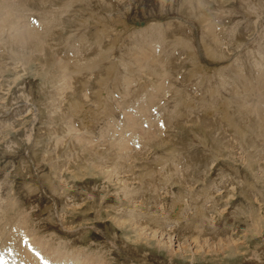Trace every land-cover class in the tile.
Returning <instances> with one entry per match:
<instances>
[{"label": "rangeland", "instance_id": "rangeland-1", "mask_svg": "<svg viewBox=\"0 0 264 264\" xmlns=\"http://www.w3.org/2000/svg\"><path fill=\"white\" fill-rule=\"evenodd\" d=\"M14 1L38 36L0 29L1 264H264V0Z\"/></svg>", "mask_w": 264, "mask_h": 264}, {"label": "bare ground", "instance_id": "bare-ground-1", "mask_svg": "<svg viewBox=\"0 0 264 264\" xmlns=\"http://www.w3.org/2000/svg\"><path fill=\"white\" fill-rule=\"evenodd\" d=\"M19 3V2H18ZM18 3H16L14 0H0V4H1V8H0V10H1V12H0V29H2L3 27H5V29H6V32H7V29H8V31H10L11 32V34H12V37H13V39H14V42L16 41V44L19 42V43H21L22 41H21V38L24 36V35H26L27 34V32H26V34H24L23 33V31H21V30H23V28L24 27H27V25L26 26H24L26 23H25V21L22 19V20H20V18L21 17H18V16H15V12L16 11H18L17 9H16V7H18L19 8V6H17V5H19ZM23 3V2H22ZM164 3V2H163ZM41 4V3H40ZM20 6H22L21 4H20ZM24 6V5H23ZM72 6V5H71ZM5 7H6V9H5ZM26 7V6H25ZM27 8V7H26ZM20 9H22V8H20ZM25 11H28V9H26ZM19 12L21 13V12H23V11H20L19 10ZM56 12V11H55ZM18 13V12H17ZM16 13V14H17ZM20 13H18V14H20ZM66 13V12H65ZM68 13V12H67ZM72 13V12H71ZM22 15H23V13H21ZM29 15H30V13H29ZM32 15V14H31ZM69 15V14H68ZM24 16V15H23ZM22 16V17H23ZM25 17H27V16H25ZM24 19H26V18H24ZM29 20V19H28ZM22 22H24L23 24H22ZM31 24V23H30ZM163 25V24H162ZM34 27V26H33ZM61 28V27H60ZM4 30V29H3ZM26 30V29H25ZM30 30H28V32H29ZM3 32V31H2ZM5 32V34H7ZM42 32V31H41ZM0 34H2V33H0ZM24 34V35H23ZM165 34V33H164ZM4 35V34H3ZM3 35L1 36V40L4 38L3 37ZM23 35V36H22ZM28 37H26L25 36V45H28V47H30V44H27V43H32L33 41H34V38L36 37V36H38V35H36V32L34 31V30H32L31 29V32H29L28 34ZM158 35H160V38H161V33L160 34H158ZM4 36H6V35H4ZM154 36H156V34L154 35ZM153 36V37H154ZM165 36V35H164ZM3 37V38H2ZM152 37V38H153ZM38 38V37H37ZM51 38V37H50ZM5 39V38H4ZM8 39H11V38H9L8 37ZM12 39V40H13ZM4 41V40H3ZM9 41H11V40H9ZM36 41H38L37 39H36ZM52 41V40H51ZM154 41V40H153ZM12 42V41H11ZM1 43V42H0ZM18 43V44H19ZM33 43H35V42H33ZM32 43V44H33ZM56 43V42H55ZM15 44V45H16ZM22 44H23V42H22ZM24 44L23 45H21V48L24 46ZM37 44V43H36ZM163 44V43H162ZM162 44H161V48H163L162 47ZM20 45V44H19ZM18 45V46H19ZM140 45V44H139ZM148 45V44H147ZM150 45V44H149ZM157 45V44H156ZM155 45V46H156ZM181 45V44H180ZM4 47H6L5 45H3ZM10 46H11V44H10ZM46 46V45H45ZM92 46V45H91ZM146 46V45H145ZM164 46V45H163ZM26 47V46H25ZM90 47V46H89ZM88 47V48H89ZM158 47V46H157ZM20 48V47H19ZM24 48V47H23ZM32 48V47H31ZM159 48V47H158ZM172 48V47H171ZM15 49V48H14ZM13 49V50H14ZM147 49H148V47H147ZM147 49H145L146 51H147ZM150 49V48H149ZM169 49V48H168ZM16 50V49H15ZM34 50V49H33ZM99 50H100V48H99ZM151 50V49H150ZM25 51H26V49H25ZM24 51V53H26ZM43 51V50H42ZM141 51V50H140ZM169 51V50H168ZM15 52V51H14ZM17 52V51H16ZM21 52H22V50H21ZM67 52V51H66ZM139 52V51H138ZM150 52V51H149ZM35 53V52H34ZM101 53V52H100ZM142 53H143V51H142ZM147 52H145L144 53V56H145V54H146ZM3 54V53H2ZM21 54V53H20ZM165 54H167V53H165ZM164 54V55H165ZM16 56H18V53L17 54H15ZM74 55V54H73ZM20 56H22V55H20ZM147 56H149V54L147 55ZM153 56V55H152ZM168 56V55H167ZM15 57V56H14ZM26 56L24 55V58H25ZM79 58V57H78ZM142 58H143V56H142ZM149 58V57H148ZM154 58V57H153ZM167 58V57H166ZM17 59V58H16ZM15 59V60H16ZM72 60V62H73V58H71ZM145 59H146V57H145ZM152 59V58H151ZM77 60V59H76ZM25 61V60H24ZM153 61L155 62V60L154 59H152L151 60V62H152V64L153 65H155L154 63H153ZM19 62V61H18ZM23 62V61H22ZM76 62V61H75ZM157 62V61H156ZM155 62V63H156ZM61 63V62H60ZM127 63V62H126ZM125 63V64H126ZM158 63V62H157ZM161 63H162V60H161ZM160 63V64H161ZM7 64V63H6ZM62 64H63V61H62ZM73 64V63H72ZM78 64V63H77ZM128 64V63H127ZM151 64V63H150ZM250 64V63H249ZM10 65V64H9ZM70 65V64H69ZM149 65V64H148ZM162 65V64H161ZM161 65H159L160 67H162ZM165 65V64H164ZM261 65V64H260ZM12 66V65H11ZM158 65H157V67H159ZM69 67V66H68ZM71 68V67H70ZM70 68H67V64H63V67H61V69H62V78H63V76L65 77V76H67L66 74H67V70L69 69V71H70ZM164 68V67H163ZM130 69V68H129ZM4 70V69H3ZM68 71V72H69ZM245 71V70H244ZM262 71V70H261ZM126 72V71H125ZM152 72V71H151ZM159 72V71H158ZM132 73V72H131ZM137 73V72H136ZM142 73H144V71H142ZM262 73H264V72H262ZM79 74V73H78ZM108 74V73H107ZM148 74V73H147ZM61 75V74H60ZM74 75H75V73H74ZM74 75H72V76H74ZM130 75V74H129ZM152 75V74H151ZM242 75H243V73H242ZM70 76V75H69ZM150 76V75H149ZM225 76V75H224ZM243 76H245V75H243ZM146 77V76H145ZM156 77V76H155ZM163 77V76H162ZM153 77L151 76V79H152ZM240 78H241V76H240ZM68 78H66V80H67ZM80 79V78H79ZM149 79H150V77H149ZM158 79V78H157ZM63 80H64V78H63ZM65 80V81H66ZM153 80V79H152ZM159 80H161V79H159ZM159 80H157V81H159ZM164 80V79H163ZM238 80V79H237ZM123 81V80H122ZM135 81H137V80H135ZM138 81L140 82V80L138 79ZM137 81V82H138ZM143 81V80H142ZM245 81V80H244ZM147 82V81H146ZM156 81H155V79L153 80V82L152 83H155ZM255 82V81H254ZM263 82V81H262ZM67 83V82H66ZM131 83V82H130ZM162 83V82H161ZM245 84H246V86L247 85H249L250 86V84H252L253 82L252 81H248V78L246 77V82H244ZM140 84V83H139ZM138 84V85H139ZM160 84V83H159ZM159 84H158V86H159ZM163 84V83H162ZM241 84V83H240ZM259 84H260V82H259ZM164 85V84H163ZM264 85V84H263ZM132 86V85H131ZM235 86V85H234ZM241 86H242V84H241ZM249 86H247V87H249ZM70 87V86H69ZM72 87V86H71ZM143 87V86H142ZM160 87V89L159 90H161V86H159ZM163 87V86H162ZM252 87V86H251ZM250 87V88H251ZM253 87H255L254 86V84H253ZM238 88V87H237ZM249 88V89H250ZM261 88V87H260ZM260 88H258V90L260 89ZM204 89V88H203ZM233 89V88H232ZM247 89V88H246ZM252 89V88H251ZM152 90V89H151ZM158 90V91H159ZM171 90V89H170ZM255 90V89H254ZM254 90H251V91H246V92H248V94L245 92L244 94H247V95H249L251 92H255ZM60 91V90H59ZM140 91V90H139ZM148 91V90H147ZM213 91V90H212ZM138 92V91H137ZM141 92V91H140ZM154 92V91H153ZM162 92V91H161ZM238 92V91H237ZM259 92V91H258ZM136 93V92H135ZM148 93H149V91H148ZM152 93V92H151ZM160 93V92H159ZM166 93V92H165ZM241 93V92H240ZM140 94V93H139ZM154 94H155V92H154ZM208 94V93H207ZM59 95V94H58ZM78 95V94H77ZM114 95V94H113ZM152 95H153V93H152ZM156 95V94H155ZM157 95H159L158 93H157ZM161 95V94H160ZM246 95V96H247ZM126 96V95H125ZM148 96V95H147ZM150 96V95H149ZM163 96V95H162ZM251 96V95H250ZM135 97H136V95H135ZM155 97V96H154ZM158 97V96H157ZM165 97H166V95H165ZM240 97V96H239ZM253 97V96H252ZM255 97V96H254ZM106 98V97H105ZM116 98V97H115ZM128 98V97H127ZM246 98V97H245ZM247 98H248V96H247ZM63 99V98H62ZM73 99V98H72ZM147 98H145V100H146ZM151 99V98H150ZM156 98H154V100H155ZM160 99V98H159ZM203 99V98H202ZM249 99V98H248ZM252 99H254V98H252ZM251 99V100H252ZM258 99H260V98H258ZM90 100H91V98H90ZM107 100H109V102H110V99L109 98H107V99H105V103H106V101ZM122 100V99H121ZM120 99H119V101H121ZM123 100H125V98H123ZM148 101H149V98L147 99ZM153 100V99H152ZM141 101V100H140ZM180 101V100H179ZM121 102H123V101H121ZM147 102V101H146ZM145 102V103H146ZM150 103H151V101H149ZM149 102H147V103H149ZM159 102V101H158ZM191 102V101H190ZM248 102V101H247ZM127 103V102H126ZM250 103V102H249ZM59 104V103H58ZM61 104V103H60ZM117 104V103H116ZM121 104H123V103H121ZM120 104V105H121ZM142 104H144V103H142ZM155 104V103H154ZM92 105V104H91ZM106 105V104H105ZM105 105H104V107H105ZM124 105V104H123ZM140 105V104H139ZM148 105H150V104H148ZM147 105V106H148ZM151 105H153V104H151ZM151 105L150 106H148V107H150L151 108ZM156 105H158V104H156ZM227 105V104H226ZM232 105V104H231ZM116 106V105H115ZM135 106V105H134ZM165 106V105H164ZM91 107V106H90ZM107 107H108V105H107ZM107 107H105L107 110H106V116H108L107 115V113L109 114V115H113L112 113H111V110L109 109V108H107ZM126 107H127V105H126ZM143 107V106H142ZM153 107V106H152ZM241 107V106H240ZM259 107V106H258ZM60 108V107H59ZM144 108V107H143ZM104 109V108H103ZM117 109V108H116ZM141 109V108H140ZM140 109H138V110H140ZM160 109V108H159ZM164 109V108H163ZM247 109L252 113V115H254V116H256V114H257V112L260 110V109H258L257 110V108L255 107V109H253L252 107H247ZM90 110V109H89ZM127 110H128V107H127ZM147 110H148V108H147ZM166 110V109H165ZM92 111V110H91ZM135 111V110H134ZM141 111V110H140ZM139 111V112H140ZM130 112V111H129ZM138 112V113H139ZM83 113V112H82ZM116 113V112H115ZM136 113V115H137V112H135ZM213 113H215V112H213ZM218 113V112H217ZM235 113V112H234ZM261 113V112H260ZM120 114H121V112H120ZM128 114V113H127ZM224 114V113H223ZM63 115V114H62ZM130 116H131V114H129ZM129 115H127V116H129ZM134 115V114H133ZM133 115L131 116V118L133 117ZM140 115V114H139ZM143 115V114H142ZM166 115H168V114H166ZM212 115V114H211ZM241 115V114H240ZM88 116H89V114H88ZM114 116V115H113ZM129 116V117H130ZM257 116L259 117V118H261V120L263 121V119H264V117H262L260 114H257ZM87 117V116H86ZM129 117H127L126 119L127 120H129V123L131 124V126H134L135 124V119L137 118L136 116V118L134 119V118H132V119H134V120H132V119H130ZM198 117V116H197ZM90 118H92V116L90 117ZM129 118V119H128ZM140 118H142V120H141V122H143V119H148V117L146 118V117H141L140 116ZM139 118V119H140ZM243 118V117H242ZM138 119V118H137ZM175 119V118H174ZM255 118H253V120H254ZM111 120V119H110ZM126 120V121H127ZM252 120V121H253ZM122 121H125V120H122ZM138 121V120H137ZM145 121H148V120H145ZM256 121V120H255ZM113 122V121H112ZM84 123V122H83ZM129 123H126V124H129ZM144 123V122H143ZM85 124V123H84ZM86 124H88V123H86ZM85 124V125H86ZM108 124H110V122H108ZM126 124H125V126H126ZM146 124V123H145ZM145 124H143V126L145 125ZM92 124H90L89 125V128H90V126H91ZM105 125V124H104ZM113 125H115L114 123H113ZM139 125H141L142 126V124H139ZM147 125V124H146ZM150 125H151V123H150ZM149 124H148V126H150ZM158 125H160V124H158ZM230 125V124H229ZM249 125V124H248ZM252 125V124H251ZM253 125L255 126L256 124L255 123H253ZM262 125H264V124H262ZM93 126V125H92ZM116 126V125H115ZM118 126V125H117ZM117 126H116V128H117ZM141 126H140V128H141ZM231 126V125H230ZM114 127V126H113ZM128 127H129V125H128ZM151 127V126H150ZM234 127V126H233ZM246 127V126H245ZM94 128V127H93ZM126 128V127H125ZM131 128V127H130ZM130 128H128L129 130H130ZM139 128V129H140ZM143 128L145 129V127H142V129L141 130H143ZM263 128H264V126H263ZM109 128L107 127V130H108ZM111 129V128H110ZM127 129V128H126ZM149 129V128H148ZM236 129V128H235ZM262 129V128H261ZM87 130H89V129H87ZM105 130V129H104ZM112 130V129H111ZM110 130V131H111ZM137 130V129H136ZM140 130V131H141ZM74 131V130H73ZM106 131V130H105ZM130 131H132V130H130ZM129 131V132H130ZM144 131V130H143ZM81 132V131H80ZM92 132V131H91ZM107 132V131H106ZM105 132V133H106ZM113 132V131H112ZM125 132V131H124ZM126 132H127V130H126ZM146 132H148V131H146ZM233 132V131H232ZM236 132V131H235ZM82 133V132H81ZM103 133H104V131H103ZM105 133H104V135H105ZM108 133V132H107ZM115 133V132H114ZM120 133V132H119ZM128 133V132H127ZM141 133H142V131H141ZM264 133V132H263ZM118 133H116L115 135H117ZM135 133H133L132 132V135H134ZM124 135V134H123ZM131 134H129V137H131L130 136ZM139 135H141V137H142V134H139ZM144 135V134H143ZM128 136V135H127ZM247 136V135H246ZM107 137V136H106ZM123 137V136H122ZM128 137V138H129ZM145 137V136H144ZM91 138V137H90ZM98 138V137H97ZM99 138H101V137H99ZM105 138V137H104ZM125 138V137H124ZM134 137H132V139H133ZM240 138V137H239ZM89 139V138H88ZM106 139V138H105ZM113 139V138H112ZM121 139V138H120ZM119 139V140H120ZM123 139V138H122ZM127 139V138H126ZM132 139H128V141H129V143H131V140ZM246 139V138H245ZM257 139H258V137H257ZM260 139V138H259ZM146 140V139H145ZM144 140V141H145ZM90 141H91V139H90ZM114 141V140H113ZM117 141V140H116ZM121 141V140H120ZM133 141H134V139H133ZM142 141H143V139H142ZM93 142V141H92ZM119 141H117V143H118ZM136 142H137V140H136ZM242 142V141H241ZM91 143V142H90ZM116 143V144H117ZM120 144H122L121 142H120ZM247 144V143H246ZM115 145V143H113V145H112V148H115V147H113ZM123 145V144H122ZM125 145V144H124ZM123 145V146H124ZM92 146V145H91ZM106 146V145H105ZM138 146V145H137ZM137 146H135V147H137ZM85 147V146H84ZM118 147H120V145H119V143H118ZM130 147H132V145L130 146ZM249 147V146H248ZM263 147V146H262ZM107 148V147H106ZM138 148H139V146H138ZM109 149V148H108ZM123 149H124V147H123ZM152 149V148H151ZM119 150V149H118ZM120 151H123V150H120ZM117 152H119V151H117ZM125 152V151H124ZM123 153V152H122ZM259 153V152H258ZM105 154V153H104ZM118 154V153H117ZM130 156V155H129ZM129 156H128V158H129ZM125 157V156H124ZM123 164V163H122ZM127 166V165H126ZM121 167V166H120ZM129 170H132L131 168L129 169ZM123 171V170H122ZM168 173V172H167ZM172 173V172H171ZM165 176V175H164ZM173 176V175H172ZM159 182V181H158ZM165 184V183H164ZM166 185V184H165ZM146 189V188H145ZM146 191V190H145ZM160 199V198H159ZM15 203V202H14ZM15 205V204H14ZM19 207V206H18ZM187 207V206H186ZM182 210V209H181ZM202 213V212H201ZM200 213V214H201ZM203 214V213H202ZM177 215H178V213H177ZM205 216V215H204ZM206 217V216H205ZM145 228V227H144ZM15 232V231H14ZM13 232V233H14ZM11 235V234H10ZM19 235V234H18ZM202 236V235H201ZM7 237V236H6ZM11 237V241L9 242V241H7V243L6 244H9L10 245V247H12V246H17V245H19L20 243H19V240H18V238H17V235H15V233L13 234V235H11L10 236ZM9 240V239H8ZM21 241V240H20ZM24 241V240H23ZM2 242V241H1ZM34 242V241H33ZM32 242V243H33ZM3 243V242H2ZM3 245V244H2ZM42 245V244H41ZM41 245L39 246V247H41ZM38 248V247H37ZM43 248V247H42ZM9 251H11L12 252V261H15L18 257H19V253L18 252H16L15 251V249H9ZM26 251V250H25ZM37 254V253H36ZM75 255V254H74ZM35 256V255H34ZM37 258L39 257L40 259H41V257L40 256H36ZM45 257V256H44ZM63 257H64V255H63ZM31 259H34V258H31ZM36 259V258H35ZM6 261H8V255L7 254H2V258H1V261H0V264L1 263H5ZM90 260H88V262H89Z\"/></svg>", "mask_w": 264, "mask_h": 264}]
</instances>
